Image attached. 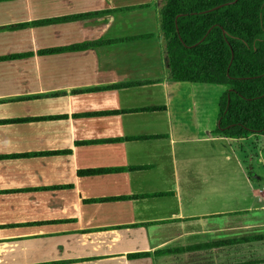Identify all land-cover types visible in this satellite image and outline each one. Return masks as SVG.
Listing matches in <instances>:
<instances>
[{
  "label": "crops",
  "instance_id": "0c3cea01",
  "mask_svg": "<svg viewBox=\"0 0 264 264\" xmlns=\"http://www.w3.org/2000/svg\"><path fill=\"white\" fill-rule=\"evenodd\" d=\"M166 1H0V120L53 117L0 124V264H264L257 137L171 80Z\"/></svg>",
  "mask_w": 264,
  "mask_h": 264
},
{
  "label": "trees",
  "instance_id": "16d2710c",
  "mask_svg": "<svg viewBox=\"0 0 264 264\" xmlns=\"http://www.w3.org/2000/svg\"><path fill=\"white\" fill-rule=\"evenodd\" d=\"M159 22L171 80L224 88L214 133L236 139L254 135L264 143V0H167ZM51 118L0 120V124ZM101 171L105 170L86 173Z\"/></svg>",
  "mask_w": 264,
  "mask_h": 264
},
{
  "label": "rangeland",
  "instance_id": "374dc122",
  "mask_svg": "<svg viewBox=\"0 0 264 264\" xmlns=\"http://www.w3.org/2000/svg\"><path fill=\"white\" fill-rule=\"evenodd\" d=\"M206 86L209 87V89H210L209 91L212 93L211 98L213 100V106H214L213 113H214V118H216L217 112H218V109H217L218 97L220 95V92H222L224 89L222 87H219V86H211V85H206ZM243 151H244V153L240 156V158L245 157V161H246V164L248 166L253 168L257 173L259 172V165H260V168L262 169V171L264 170V143H263L261 138H259V137L251 138V139L245 141L243 144ZM259 154H260V157H259ZM258 157H259V162H258L259 164L257 163ZM227 164L229 165V167H231V170H232V167L235 165L233 156L231 157L230 161ZM263 185H264V181H263ZM262 203L264 204V202H262ZM257 213H259V212H257ZM252 214H253V212L241 214V216H239L238 220L241 221L242 219H244L242 221H246V220H248V217L251 216ZM258 216L259 217L261 216V218L263 219L264 214L259 213Z\"/></svg>",
  "mask_w": 264,
  "mask_h": 264
},
{
  "label": "built area",
  "instance_id": "2783aa9c",
  "mask_svg": "<svg viewBox=\"0 0 264 264\" xmlns=\"http://www.w3.org/2000/svg\"><path fill=\"white\" fill-rule=\"evenodd\" d=\"M263 197H264V194H263Z\"/></svg>",
  "mask_w": 264,
  "mask_h": 264
}]
</instances>
